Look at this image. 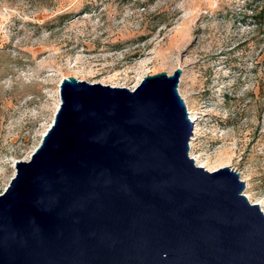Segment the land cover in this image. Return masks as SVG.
<instances>
[{"label":"water","instance_id":"water-1","mask_svg":"<svg viewBox=\"0 0 264 264\" xmlns=\"http://www.w3.org/2000/svg\"><path fill=\"white\" fill-rule=\"evenodd\" d=\"M182 69L133 90L74 77L0 195V264H264V212L190 156Z\"/></svg>","mask_w":264,"mask_h":264},{"label":"rangeland","instance_id":"rangeland-1","mask_svg":"<svg viewBox=\"0 0 264 264\" xmlns=\"http://www.w3.org/2000/svg\"><path fill=\"white\" fill-rule=\"evenodd\" d=\"M178 68L190 156L264 203V0H0V195L53 125L64 79L128 88Z\"/></svg>","mask_w":264,"mask_h":264},{"label":"bare ground","instance_id":"bare-ground-1","mask_svg":"<svg viewBox=\"0 0 264 264\" xmlns=\"http://www.w3.org/2000/svg\"><path fill=\"white\" fill-rule=\"evenodd\" d=\"M135 55H136V53H135ZM136 86H137V84L135 85V86H130V87H128L130 90H133V89H135L136 88ZM127 88V87H126ZM191 148H192V144H191ZM193 159H194V161H195V163L198 165V166H200V167H202V168H204V169H206V170H208V171H210V172H212L213 170H215L216 168H217V165H212L209 161H203V160H201L200 159V157H197V156H193L192 157ZM232 160L230 159V158H228V159H226L225 160V162L224 163H230ZM246 197L248 198V200L249 201H252V197H251V195H249V194H247L246 193ZM255 204H257V205H259L260 206V208L263 210V212H264V203L263 202H256Z\"/></svg>","mask_w":264,"mask_h":264}]
</instances>
